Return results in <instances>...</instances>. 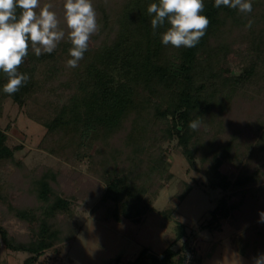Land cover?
Listing matches in <instances>:
<instances>
[{"label": "trees", "instance_id": "16d2710c", "mask_svg": "<svg viewBox=\"0 0 264 264\" xmlns=\"http://www.w3.org/2000/svg\"><path fill=\"white\" fill-rule=\"evenodd\" d=\"M203 2L201 14L210 21L205 35L195 47L177 49L161 44L160 34L168 27L167 23L155 34L151 28L152 16L147 7L158 0H122L110 23L109 18H103L102 40L95 45L88 44L83 59L72 70L73 93L57 108L54 116L43 123L47 131L41 148L69 162L88 159L92 176L105 186L100 203L113 205L116 220L120 216L138 220L150 208L145 199L148 187L157 182L160 175L168 173L163 166L161 144L173 138H177L189 159L200 158L209 186L226 191L210 212L206 228L219 231L221 220L235 219L237 213L245 210L250 191L244 188L255 182L256 173L248 168L249 164L244 165V172L234 179L221 172L226 161L238 160L241 144L231 137L227 141L220 140L227 127L221 128L223 123L218 124L215 117L221 118L239 84L254 73L255 67L246 68L239 75L233 74L226 61L229 45L220 38L229 30L237 29L259 58L264 49V0H251L253 10L247 14L224 6L215 8L214 0ZM249 20L253 22L251 28L246 27ZM45 57L33 55L29 48L17 69L29 79L14 94L3 91L7 77L0 72V114L2 100L10 98L22 106L33 95L35 62ZM197 118L202 120V126L212 125L216 130L212 129L211 133L205 127L191 130L189 122ZM123 125H127L121 140L124 146L117 149L112 146V139L120 134ZM253 132L247 137L257 136L252 151L264 156V123ZM6 141V133L0 129V164L15 162L16 148L9 147ZM249 159V162L253 160ZM257 173L264 179V166ZM57 178L58 173L53 169H42L30 176L27 185L32 194L30 202L7 204L10 212L26 223L29 238L16 240L0 226V240L11 251L27 252L29 256L24 264H32L54 245L75 237L74 229L64 234L56 220L59 216L73 215L81 188L70 196L72 191L57 190ZM190 190L189 187L187 192ZM229 191L237 193L228 195ZM186 194L179 195V200H184ZM3 203L0 182V204ZM179 229L176 240L185 236V228ZM244 234L233 239V249L250 258L247 247L242 244L247 240L248 234ZM184 248L187 247H182L181 251H174L172 246L168 248L166 263ZM141 260L127 264H139Z\"/></svg>", "mask_w": 264, "mask_h": 264}, {"label": "rangeland", "instance_id": "374dc122", "mask_svg": "<svg viewBox=\"0 0 264 264\" xmlns=\"http://www.w3.org/2000/svg\"><path fill=\"white\" fill-rule=\"evenodd\" d=\"M121 1L92 0L99 28L88 44L95 45L102 40V20L109 18L107 21L110 23ZM64 2L40 0L41 7L49 3L52 5L51 10L56 13L65 37L51 54H42L46 56L45 59L35 62L36 87L33 95L22 106L10 98L1 103L0 129L7 135V145L16 150L14 163L6 161L0 164V182L5 198V203L0 204V226L6 228L16 240H28L26 223L18 220L7 204L10 205L12 201L16 204L18 201L29 203L32 195L27 187L30 176L50 168L58 173L57 190L72 191V194H68L72 196L76 189L81 188V195L73 206V215L59 216L56 220L64 234L74 229L75 237L54 245L32 264H117V261L118 264H127L139 258H142L139 264H164L168 260L165 251L171 246L174 251L192 246L202 264H253V258L264 254V222L259 216L264 212V179L257 173L264 166V156L252 151L257 136L247 137L264 123V49L261 56L256 58L252 45L237 29L229 30L220 38L229 45L226 61L233 74L239 75L244 69L255 67L254 73L239 84L221 118L215 117L218 124L223 123L221 128L227 127L220 140L227 141L231 137L241 144L238 160L226 161L220 168L221 172L234 179L244 172V165L249 164L247 167L256 173L255 182L244 188L250 191V195L246 196L244 212L237 213L235 219L229 217L221 220L219 231L206 228L210 212L226 191L211 188L200 158L189 159L177 138H173L161 144L163 166L168 173L160 175L157 182L156 177L154 184L148 187L145 199L149 201L150 208L138 220L123 216L116 220L113 205L100 203L105 186L92 176L88 159L69 162L41 148L47 131L44 121L51 119L74 91L72 70L75 68H69L66 64L71 58L69 49L72 44L63 19ZM29 48L35 55L31 46ZM126 126L123 125L120 134L112 139L113 147L118 149L124 146L121 140L125 137ZM211 126L200 127H205L211 133ZM249 158L253 160L249 162ZM189 187L191 190L187 192ZM90 191L95 192L90 194ZM183 193L187 194L181 201L179 195ZM229 193L231 191L227 194L234 195L237 192ZM234 220L238 223H233ZM179 227L185 228V236L176 240ZM244 233L248 235L242 244L247 247L250 258L233 249V239ZM0 249L8 251L1 240ZM9 255L11 264H23L29 256L23 251H10ZM152 258H156L157 262H153Z\"/></svg>", "mask_w": 264, "mask_h": 264}, {"label": "clouds", "instance_id": "9594fccd", "mask_svg": "<svg viewBox=\"0 0 264 264\" xmlns=\"http://www.w3.org/2000/svg\"><path fill=\"white\" fill-rule=\"evenodd\" d=\"M221 6L236 9L241 13H251V0H214L213 7ZM52 5L40 6V0H0V72L7 77L3 91L9 95L16 93L29 79L27 74L17 71L28 55L29 47L37 57L51 54L58 43L64 39L65 31ZM64 24L72 47L69 68L78 67L79 61L87 51L90 37L98 31L97 13L92 0H65ZM39 9V11H36ZM203 0H158L151 3L147 12L153 33L158 28L168 27L160 34L161 44L174 48H193L205 35L209 19L202 15ZM249 20L246 27L251 28ZM202 120L197 118L189 122L188 127L196 131ZM264 222V212L259 213ZM253 264H264V254L253 258Z\"/></svg>", "mask_w": 264, "mask_h": 264}, {"label": "built area", "instance_id": "2783aa9c", "mask_svg": "<svg viewBox=\"0 0 264 264\" xmlns=\"http://www.w3.org/2000/svg\"><path fill=\"white\" fill-rule=\"evenodd\" d=\"M164 264H202L193 247L190 246L178 255H175L169 262Z\"/></svg>", "mask_w": 264, "mask_h": 264}, {"label": "crops", "instance_id": "0c3cea01", "mask_svg": "<svg viewBox=\"0 0 264 264\" xmlns=\"http://www.w3.org/2000/svg\"><path fill=\"white\" fill-rule=\"evenodd\" d=\"M3 244V243H2ZM4 245V244H3ZM4 247H6L4 245ZM6 249L10 252L11 250H9L7 247ZM8 251H4L3 249H0V264H11V257L9 255ZM15 253V251H12ZM26 260V259H25ZM24 260V262H25ZM24 264V263H23Z\"/></svg>", "mask_w": 264, "mask_h": 264}, {"label": "flooded vegetation", "instance_id": "af4514ba", "mask_svg": "<svg viewBox=\"0 0 264 264\" xmlns=\"http://www.w3.org/2000/svg\"><path fill=\"white\" fill-rule=\"evenodd\" d=\"M117 264H118V262H117Z\"/></svg>", "mask_w": 264, "mask_h": 264}]
</instances>
